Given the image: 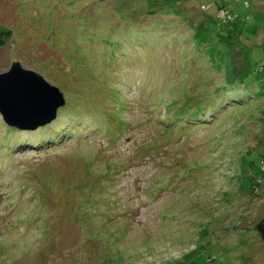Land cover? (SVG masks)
Returning a JSON list of instances; mask_svg holds the SVG:
<instances>
[{"label":"rangeland","instance_id":"1","mask_svg":"<svg viewBox=\"0 0 264 264\" xmlns=\"http://www.w3.org/2000/svg\"><path fill=\"white\" fill-rule=\"evenodd\" d=\"M0 27V74L66 101L0 117V264H264V0H0Z\"/></svg>","mask_w":264,"mask_h":264},{"label":"water","instance_id":"2","mask_svg":"<svg viewBox=\"0 0 264 264\" xmlns=\"http://www.w3.org/2000/svg\"><path fill=\"white\" fill-rule=\"evenodd\" d=\"M65 104L57 87L38 73L24 70L18 62L0 74V117L10 129L25 132L50 124Z\"/></svg>","mask_w":264,"mask_h":264},{"label":"trees","instance_id":"3","mask_svg":"<svg viewBox=\"0 0 264 264\" xmlns=\"http://www.w3.org/2000/svg\"><path fill=\"white\" fill-rule=\"evenodd\" d=\"M220 16L223 19L226 18L225 14H223V13H221ZM229 18L231 19L230 15H229ZM8 38H9L8 31H6L0 27V48L5 44V42ZM238 78H240V77H238ZM234 82H241V81L233 80V81H231V84ZM255 231L259 235L260 239L264 242V217L260 221H258L257 224L255 225Z\"/></svg>","mask_w":264,"mask_h":264}]
</instances>
